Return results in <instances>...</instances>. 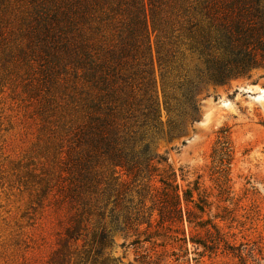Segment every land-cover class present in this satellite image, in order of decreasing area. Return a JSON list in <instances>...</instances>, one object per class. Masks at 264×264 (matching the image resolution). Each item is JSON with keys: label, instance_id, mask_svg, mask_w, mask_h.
I'll return each instance as SVG.
<instances>
[{"label": "trees", "instance_id": "trees-1", "mask_svg": "<svg viewBox=\"0 0 264 264\" xmlns=\"http://www.w3.org/2000/svg\"><path fill=\"white\" fill-rule=\"evenodd\" d=\"M0 56L40 78L28 92L40 100L48 156L38 201L63 215L51 264L69 263L80 243V254L102 256L114 231L133 232L135 244L164 231L186 241L185 217L207 232L195 242L204 253L222 249L248 264L204 219L210 204L195 201L199 183L184 193L194 209L184 208L176 172L154 144L195 125L210 85L264 67V0H0ZM220 144L228 155L227 129Z\"/></svg>", "mask_w": 264, "mask_h": 264}, {"label": "rangeland", "instance_id": "rangeland-1", "mask_svg": "<svg viewBox=\"0 0 264 264\" xmlns=\"http://www.w3.org/2000/svg\"><path fill=\"white\" fill-rule=\"evenodd\" d=\"M31 69L25 62L4 66L0 60V264H51L63 228V215L38 201L48 156L39 143L40 100L29 96L40 79L34 81ZM199 99L203 106L195 125L171 141L157 140L154 152L166 158L165 169L176 172L184 208L194 209L184 193L199 183L195 201L208 196L210 204L204 219H211L232 245L242 248L248 264H264V67L229 85H210ZM226 129L231 151L222 155L220 131ZM227 179L231 182L225 184ZM221 187L226 189L222 194ZM182 230L186 241L174 242L169 235L176 234L164 231L145 244H135L133 232L114 231L113 243L102 256L95 251L80 254V243L64 264H101L106 259L116 260L114 264H240L222 249L204 253L195 242L206 240L207 232L186 217ZM147 253L151 260L145 259Z\"/></svg>", "mask_w": 264, "mask_h": 264}]
</instances>
